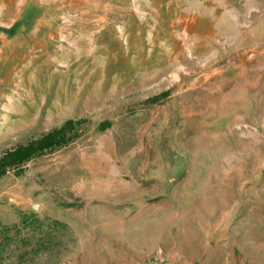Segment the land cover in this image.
Instances as JSON below:
<instances>
[{
	"label": "rangeland",
	"instance_id": "374dc122",
	"mask_svg": "<svg viewBox=\"0 0 264 264\" xmlns=\"http://www.w3.org/2000/svg\"><path fill=\"white\" fill-rule=\"evenodd\" d=\"M68 120L0 174V264H130L177 205L264 264V0H0V158Z\"/></svg>",
	"mask_w": 264,
	"mask_h": 264
},
{
	"label": "crops",
	"instance_id": "0c3cea01",
	"mask_svg": "<svg viewBox=\"0 0 264 264\" xmlns=\"http://www.w3.org/2000/svg\"><path fill=\"white\" fill-rule=\"evenodd\" d=\"M132 189L133 188L128 189V186L125 187L123 185L119 192L132 191ZM161 193L163 194V192ZM173 196L174 195H172V197ZM175 197H177V195L173 197L174 200L172 201L180 203V200ZM164 200L165 199H159L156 200V202L159 201L158 203H160ZM195 208L198 210H195ZM157 210L158 212L162 211L161 207L153 211ZM170 210L171 212L162 213L168 215L169 218L163 217L162 214L155 215L152 219L156 224L154 231L142 236L140 235L139 238L131 240L130 244H126V250L122 251V254L111 253L107 245L106 250H104L106 256L112 257V261L130 262V264H133L134 261L149 256L155 250H161L169 258H173L176 255L184 256L187 264H235L232 258L228 259L227 257L231 255V253L228 254L225 251V244L227 241L226 233L221 237L212 236L209 231L208 220L200 219L199 212L201 211V207H194V211L191 209L190 211H184L180 205H177ZM211 213L212 212L206 210L207 216ZM232 213L235 212L232 211ZM217 215H223V210L218 209V211L214 212V216ZM9 217L8 207L4 204H0V221H5ZM203 224H206V227L203 226ZM106 238L110 239L111 236L109 237V235H107ZM221 238H223V240L219 243ZM166 264L170 263L168 262Z\"/></svg>",
	"mask_w": 264,
	"mask_h": 264
},
{
	"label": "trees",
	"instance_id": "16d2710c",
	"mask_svg": "<svg viewBox=\"0 0 264 264\" xmlns=\"http://www.w3.org/2000/svg\"><path fill=\"white\" fill-rule=\"evenodd\" d=\"M71 121H65L59 128L53 129L43 135L38 140L32 141L24 146H18L13 150L7 151L0 158V174L4 171V167L10 164H16L24 159H28L35 153H41L43 149L50 148L55 145H59L65 142L67 139L66 132L70 128ZM0 228H5L4 225H0Z\"/></svg>",
	"mask_w": 264,
	"mask_h": 264
},
{
	"label": "built area",
	"instance_id": "2783aa9c",
	"mask_svg": "<svg viewBox=\"0 0 264 264\" xmlns=\"http://www.w3.org/2000/svg\"><path fill=\"white\" fill-rule=\"evenodd\" d=\"M168 262L171 264H187L184 256L176 255L173 258H169L161 250H155L149 256L136 260L133 264H166Z\"/></svg>",
	"mask_w": 264,
	"mask_h": 264
}]
</instances>
